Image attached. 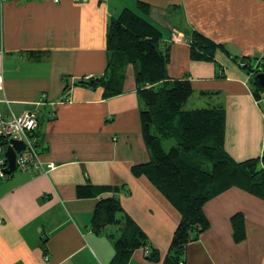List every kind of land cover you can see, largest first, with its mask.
Instances as JSON below:
<instances>
[{"label": "crops", "instance_id": "0c3cea01", "mask_svg": "<svg viewBox=\"0 0 264 264\" xmlns=\"http://www.w3.org/2000/svg\"><path fill=\"white\" fill-rule=\"evenodd\" d=\"M138 1L0 0V113L36 110L41 159L56 164L47 173L16 170L0 179V264H110V236L119 237L121 225L92 231L100 196L79 190L86 185L124 186L118 193L123 214L159 254L152 261L140 247L128 264H163L166 258L181 215L146 176L132 172L149 160L133 69L125 91L114 97L76 84L104 74L108 23L124 7L161 30L162 45L170 47L169 75L189 79L191 97L215 98L198 101L200 107H224L227 153L236 161L264 154V109L253 95L251 74L239 64L264 61V0H141L151 6L148 14L137 9ZM193 29L225 49L215 51L214 60L193 59ZM43 94L46 102L36 105ZM204 211L210 227L189 244L186 264H264L263 199L231 187ZM237 213L245 220L240 242L231 221Z\"/></svg>", "mask_w": 264, "mask_h": 264}, {"label": "trees", "instance_id": "16d2710c", "mask_svg": "<svg viewBox=\"0 0 264 264\" xmlns=\"http://www.w3.org/2000/svg\"><path fill=\"white\" fill-rule=\"evenodd\" d=\"M137 9L148 14L151 6L139 0ZM189 35L193 59L214 60L215 51L225 49L223 44L197 30H191ZM162 40L161 30L151 21L124 7L108 23V62L104 74L76 84L102 88L104 98L114 97L125 91L128 68L133 69L141 131L149 160L133 165L132 172L135 176H146L179 211L181 219L163 264H186L189 244L210 227L204 211L208 201L231 187L264 200V154L236 161L227 153L223 106L184 109L193 93L192 84L189 79L169 75L170 47L163 46ZM242 60L246 62L242 68L251 74L253 95L259 100L264 95V87L257 74L264 70V61L254 67L250 59ZM166 141L174 143L166 149ZM123 188L119 185L79 187L81 192L100 196L90 227L100 234L108 225H121V235L110 236L115 247L110 264H128L132 253L140 247L149 248L148 258L158 261V251L148 246L145 232L123 214L118 196ZM231 221L234 239L240 242L246 236L244 216L237 213Z\"/></svg>", "mask_w": 264, "mask_h": 264}, {"label": "built area", "instance_id": "2783aa9c", "mask_svg": "<svg viewBox=\"0 0 264 264\" xmlns=\"http://www.w3.org/2000/svg\"><path fill=\"white\" fill-rule=\"evenodd\" d=\"M5 1V0H2ZM59 2V0H53ZM82 1V0H81ZM241 66H245L244 60L239 61ZM3 86L2 74H0V90ZM2 100V99H0ZM5 102L9 103L8 100ZM46 102V95L43 94L36 105H42ZM259 104L264 105V95L258 100ZM38 127L39 116L36 110H28L21 114L13 113L11 116H5L0 113V179L8 177V160L5 155L11 139L22 141L24 149L16 154V170H34L47 173L56 167L54 162H47L41 159V152L38 149ZM150 253L149 249H146Z\"/></svg>", "mask_w": 264, "mask_h": 264}, {"label": "water", "instance_id": "95a60500", "mask_svg": "<svg viewBox=\"0 0 264 264\" xmlns=\"http://www.w3.org/2000/svg\"><path fill=\"white\" fill-rule=\"evenodd\" d=\"M257 78L260 84L264 87V70L257 74ZM25 145L22 141L11 139L10 145L7 147L6 150V157L8 160V173L13 174L16 172V154L18 151L24 149Z\"/></svg>", "mask_w": 264, "mask_h": 264}, {"label": "rangeland", "instance_id": "374dc122", "mask_svg": "<svg viewBox=\"0 0 264 264\" xmlns=\"http://www.w3.org/2000/svg\"><path fill=\"white\" fill-rule=\"evenodd\" d=\"M214 95V94H211V96ZM216 95V94H215ZM207 97H204V98H198V97H190V99L186 102V104L184 105V109L185 110H189V108L191 107H200V103H205V102H213L215 100V98H211L209 97L208 95H206ZM200 101V103L198 102ZM261 106L263 107L264 109V105L261 104ZM174 142L172 141H166L165 143V147L166 149H168ZM18 172V171H16Z\"/></svg>", "mask_w": 264, "mask_h": 264}]
</instances>
